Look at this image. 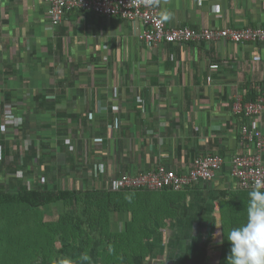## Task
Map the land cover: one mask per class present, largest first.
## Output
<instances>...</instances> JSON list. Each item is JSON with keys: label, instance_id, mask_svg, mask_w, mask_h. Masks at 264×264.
<instances>
[{"label": "crops", "instance_id": "crops-1", "mask_svg": "<svg viewBox=\"0 0 264 264\" xmlns=\"http://www.w3.org/2000/svg\"><path fill=\"white\" fill-rule=\"evenodd\" d=\"M159 12L169 26L264 27V0H159ZM145 28L81 9L53 25L41 0H0V189H16V178L29 187L115 192L124 173L161 164L185 172L195 156L221 154L217 175L187 190L120 191L150 207L140 215L149 224H164L152 231L162 240L153 264H197L205 242L204 264H218L224 228L247 219L249 191L231 174L246 149V118L233 107L249 90H264V42L153 47L139 38ZM256 120L264 132V115ZM130 218L112 216L120 227ZM91 259L103 264L96 252Z\"/></svg>", "mask_w": 264, "mask_h": 264}, {"label": "trees", "instance_id": "trees-1", "mask_svg": "<svg viewBox=\"0 0 264 264\" xmlns=\"http://www.w3.org/2000/svg\"><path fill=\"white\" fill-rule=\"evenodd\" d=\"M258 93L255 89L249 90L243 102L255 101ZM36 152L34 148L29 155L30 161L35 158ZM15 180L18 181L16 189H0V221L8 216L12 225H19L20 219L22 225L32 224L31 219L36 218L35 212H40L39 222L36 221L32 228H23L22 231L29 237L31 234L38 236L41 243L33 242L30 248L28 243H23L25 239H20L14 246L21 248L18 251L20 255L25 252V262L28 264H50L56 256L64 254L80 264H87L94 252L103 264H143L159 247L157 240L152 237V231L164 227V224H149V220L140 215L143 212L151 214L150 207L143 208L140 202L134 203L133 199L124 198L120 191L100 188L62 189L48 183L29 187L23 181ZM117 212L131 213V218L121 227L113 224L112 216ZM227 234L228 230L224 228L221 251L217 256L218 264H227L230 248ZM73 242L81 244L74 248L70 245ZM59 243L60 248L57 246ZM208 243L202 245L201 254L196 258L197 264H204ZM94 244L101 251H93ZM30 249L31 257L28 254Z\"/></svg>", "mask_w": 264, "mask_h": 264}, {"label": "built area", "instance_id": "built-area-1", "mask_svg": "<svg viewBox=\"0 0 264 264\" xmlns=\"http://www.w3.org/2000/svg\"><path fill=\"white\" fill-rule=\"evenodd\" d=\"M48 5V13L53 25H59L65 15L72 9H81L105 17L117 16L124 20L143 22L146 28L139 38L149 46H159L162 43H211L215 41H230L234 43L264 42V27H202L169 26L159 12V0H41ZM217 68L218 64H213ZM258 96L255 101L244 103L238 98L234 103V112L241 114L244 122L240 132L246 149L235 155L231 161V174L236 179L237 186L242 190H251L260 182L264 190V132L256 118L264 115V90L258 86ZM92 118V114L89 115ZM10 122L22 123V118L8 114ZM8 121V122H9ZM119 117L109 125L110 130L120 127ZM102 141V138L97 139ZM226 161L223 155L208 152L194 157L192 166L185 172H179L166 165H158L139 173H124L112 182V189L184 191L204 180L213 179L224 167ZM100 170L99 164L96 172Z\"/></svg>", "mask_w": 264, "mask_h": 264}, {"label": "clouds", "instance_id": "clouds-1", "mask_svg": "<svg viewBox=\"0 0 264 264\" xmlns=\"http://www.w3.org/2000/svg\"><path fill=\"white\" fill-rule=\"evenodd\" d=\"M227 241V264H264V190L259 181L248 193L246 222L230 229Z\"/></svg>", "mask_w": 264, "mask_h": 264}, {"label": "rangeland", "instance_id": "rangeland-1", "mask_svg": "<svg viewBox=\"0 0 264 264\" xmlns=\"http://www.w3.org/2000/svg\"><path fill=\"white\" fill-rule=\"evenodd\" d=\"M39 214L40 212H35L36 218H32L31 219L32 224H27V225H25V223L24 225H22L21 219L19 220V225H12V223L11 222L9 223L8 221V216H5V218L3 219L4 221L3 220L0 221V232L2 233L1 238H0L1 240L0 242V264H28L27 262H25V255H24L25 252H23L24 253L23 255H20L18 251L20 252L21 248L17 249L14 246H15L16 241L20 239H25L23 243H28L30 248H31V244H34L33 242L37 241L38 243H41L38 236L35 237L34 234L33 235L31 234L29 237L24 231H22L23 228L24 229L28 227L32 228L34 226V223H36V221L38 223ZM46 219L48 220V218ZM38 226L40 227V225ZM18 227L20 228L19 230H18ZM26 240H30V241H26ZM156 243L159 245L158 240L156 241ZM80 244L81 242H73L70 245L75 248L79 246ZM57 246L60 248L61 243H59ZM157 250L160 251V248H158ZM157 250H155L154 254L151 255L149 258H147L143 264H153L155 262L153 259L158 258L157 256L159 252ZM31 252L32 251L30 249V252L28 253L30 257L32 255ZM155 255L156 257H153ZM92 258H93V255H92ZM33 264H35V262ZM50 264H80V263L77 260H74L73 258H71L70 256L64 254V255L56 256V258ZM87 264H97V263L92 262V259H90V261H88Z\"/></svg>", "mask_w": 264, "mask_h": 264}]
</instances>
